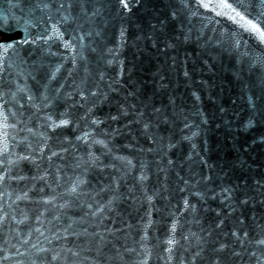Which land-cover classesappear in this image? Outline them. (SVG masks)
Returning <instances> with one entry per match:
<instances>
[{"label":"water","instance_id":"water-1","mask_svg":"<svg viewBox=\"0 0 264 264\" xmlns=\"http://www.w3.org/2000/svg\"><path fill=\"white\" fill-rule=\"evenodd\" d=\"M228 2L234 7L237 6L236 0ZM189 3L191 11L196 12L194 16L180 8L178 0H142L138 7L130 5L132 7L130 14L120 13L115 0L111 2L84 0V6L89 14L94 8L101 9V15L91 19L81 16L78 21L83 24L84 32L93 31L92 37H85L84 44H91L97 51L85 50L84 55L88 59L84 62L79 59L78 54L81 51L79 48L73 53L65 49L59 40L49 42L52 54L44 57V63L51 70L60 66L51 87L63 85L60 94L61 96L68 94L69 98L66 101L68 105L83 103L76 94L78 89L95 90L94 85L98 84L101 89L107 91L108 83L119 80L118 91L110 93L108 101L94 110L96 116L105 119L108 115H118L119 102L125 104V107L133 104L146 115L153 107L160 108L169 115L173 111L183 112L190 122L200 126V130L199 135L190 142L181 140L182 135L190 134L186 129L181 131L183 129L181 122L177 121L171 129L162 123L159 132L166 135L174 133L171 138L176 144L165 154L147 151L157 146L142 134L141 125L130 123L134 119L130 108L127 117H121L116 122L108 120L106 124H101L99 127L107 128L109 132L112 129L119 130L114 134L109 146L113 148L115 155L127 157L136 166L128 171V175L121 182L119 193L122 194V198L111 205V210L105 208L102 213L97 211V202L103 207L110 193L100 192L99 189L101 185L109 183L110 174H115L112 169L104 172L98 169L89 170L86 178L90 181V186L84 189L88 195L81 196L78 205L59 210L60 221L52 220L49 213L41 216L40 222L36 221L35 216L41 211V206L29 200L16 198L23 195L25 190L23 182H8L0 186V209L7 211L10 216L15 215L16 220L24 218L21 213L29 217L25 224L18 226L9 221L13 229L24 233L29 228H40L52 241L49 244L44 237L39 236V233L33 232L30 243L39 242L40 246L53 247L57 251L71 248L74 252H80L75 264H132L133 259L139 257L125 253L124 249L125 246L138 247L136 241L143 235L138 229L146 223L145 213L151 205V220L155 223L148 229L150 240L148 247L152 252L149 264H181V260L183 264H212L213 261H217L218 264H254L231 232L240 233L243 228L249 230L251 234V229L256 224L264 225V143L259 142V137L264 136V117L257 112L256 126L244 128L248 118L253 115L252 103H255L257 108L264 105V100L258 99V89H249L246 86L250 79L255 80V76L247 69L250 62L264 57V43H260L258 37L246 32L228 16H218L215 12L198 8L195 0H189ZM216 3H219V0H216ZM244 4L248 7L247 12L242 8L237 10L249 18L264 12L260 0H244ZM177 10L178 17L173 19L171 12ZM217 11L221 9L218 8ZM181 26L184 31L190 29L193 37L200 35V41L183 43ZM66 28V31L64 27L61 30L65 31L64 39L68 40L69 33L75 35L77 24L70 22ZM121 29L124 30L123 37L120 35ZM96 32L100 35H96ZM177 37L181 39L178 40ZM236 41H239V47L235 46ZM169 43L175 47H168ZM24 49L26 50L22 55L29 61L36 60L41 55L35 46L32 48L24 46ZM108 49H114L116 53V62L112 64H105L98 56L103 51L105 59H113L107 55ZM73 55L77 57L75 65L72 62ZM85 63L88 73L84 71ZM121 64L122 76L118 75L121 72ZM240 68L245 69L241 74L242 78L235 74ZM29 70L28 66L9 69L12 75L5 73V77L8 80H19L21 85L27 83L35 90V84L31 79L25 81L22 76L16 75L23 71L26 76ZM98 70L104 73L103 81L96 75ZM185 70L189 72L190 78L183 75ZM37 78L39 79V76ZM113 86L117 87L115 84ZM129 91L135 95L127 97ZM193 92L199 96V100L192 95ZM250 97L252 103L249 102ZM72 111L83 115L79 108ZM202 120L207 122L203 123ZM14 122L9 116L8 123ZM7 131L11 150V137L16 133L11 128ZM193 131L196 129L193 128ZM57 133L61 140L68 136L74 145V147L63 145L69 147L68 152L63 154V160L53 158L54 166L61 165L65 168L61 173L64 177L61 184L66 188L69 183L68 177L80 174V170L74 171L73 166L80 157L87 159L86 146L83 141H75L74 137L80 134V130L73 129L71 125L67 129H58ZM98 138L103 139L102 136ZM16 139L19 140L20 136H16ZM49 143L53 150H60V145L55 140ZM192 143L197 146L195 151L192 149ZM0 147H3L2 133ZM141 149L144 151H140ZM93 151L96 155L100 154L96 148ZM196 152H199V156ZM189 154L192 155V160L188 159ZM201 157L212 167L200 164ZM101 158L105 163L110 159ZM169 159L172 164H168ZM113 162L120 166L118 161ZM140 162L147 164L145 171L147 179L142 182L137 179L140 175ZM193 173H206L212 176L210 187L218 194L215 199L208 198L198 202L197 197L180 191L184 187L181 177L194 181L198 176H193ZM257 181L260 183L257 184ZM141 185L146 189V193L141 191ZM40 186L42 185L37 184V187ZM200 187L202 188L203 184ZM52 188L58 195L64 192V188H57L55 184ZM222 188L233 189L229 199H225ZM188 190L191 191V185ZM45 193L50 194V190L45 188ZM145 194L153 197L150 205L145 200ZM186 195L189 203L196 204L197 212L185 211L183 198ZM29 196L39 199L33 192H29ZM242 200H247L248 203L242 205L240 204ZM56 203L60 204L63 201L57 199ZM89 203L93 205L91 209L86 207ZM228 203L235 206V212H229L225 207ZM93 211L96 212L95 216L91 215ZM170 212H174L179 219L176 239L180 240L183 233L188 236V240H180L179 245L173 246V259L167 261L168 253L164 251L167 245L164 241L168 239V228L172 222ZM238 218L243 221L242 225L237 222ZM221 219L224 223L217 227ZM70 222L79 236L63 232V228ZM128 225L132 227L129 228ZM120 229L123 231H119ZM53 231L61 234L64 239L58 242L52 235ZM96 233L103 236V242H100ZM14 235L15 232L9 234L6 229H0V248H11L15 245L24 253L27 246L21 247L13 238ZM241 239L244 238L241 236ZM5 240L7 244L4 243ZM222 243L229 245V248L219 253L214 252L213 249H218ZM243 248L256 250L246 243ZM233 249L241 253V258L231 255ZM197 252L200 253L199 257H195ZM4 254L13 256L14 259L4 261L3 264L17 262L30 264L28 257L16 256L15 250ZM63 254L70 256L66 251ZM257 254L259 255V252ZM29 255L35 259V250L30 249ZM120 256H123V261ZM158 256L164 259H157ZM52 264H72V261L59 260L53 261Z\"/></svg>","mask_w":264,"mask_h":264},{"label":"snow or ice","instance_id":"snow-or-ice-1","mask_svg":"<svg viewBox=\"0 0 264 264\" xmlns=\"http://www.w3.org/2000/svg\"><path fill=\"white\" fill-rule=\"evenodd\" d=\"M111 2V0H109ZM116 5L120 13L130 14L132 12V6H139L142 0H115ZM180 8L189 12L190 15H196V12L191 11V5L189 0H178ZM198 8H203L215 12L218 16H228L230 20L234 23L240 25L244 28L246 32L252 33L255 37H258L260 43H264V12H260L259 15L252 16L249 18L248 15L243 14L238 11L237 8H242L245 12L248 11V7L244 4V0H236L237 6L234 7L232 3L228 0H195ZM260 5L264 6V0H260ZM103 7V5H101ZM9 8L18 11L19 15L15 11H10L8 14L0 11V121H2V128H0V133H2L3 147H0V186L6 185L8 182H23L24 191L23 195L17 196V200H29L35 204L41 206V211L35 216L37 222H40L41 216L45 213L51 214L52 220L60 221L61 215L59 210L68 209L74 204L79 203V198L84 195H88L84 191L86 187L90 186V181L86 178L88 171L91 169H98L104 172L107 169L114 170L115 174H110L109 183L107 185H101L100 192H109V199L106 201L103 207L97 202V211L104 212L105 208L111 210V205L122 198V194L119 193V188L121 182L128 175V171L134 167L132 161L127 157L117 156L113 152V148L109 145L112 143L114 134L119 132L118 129H112L111 132L107 128H100L101 124H106L108 120L116 122L119 121L121 117H127L129 115V108L132 109V115L134 119L130 123H135L141 125L142 134L145 135L149 140H151L156 148L147 149L148 152L159 151L165 153L176 146L172 142L171 134H162L159 132L160 125L163 123L168 125L171 129L172 126L177 122L183 124V130H187L188 135H182L181 140L192 141L194 137L199 135L200 126L198 124H193L187 118L183 112L173 111L171 115L167 112L162 111L160 108L153 107L152 111L146 115L143 110H137L136 106L129 104L125 107V104L118 103V115H108L105 119L95 115V109L108 101L109 95L112 92L118 91L119 80H113L111 83L106 85L107 91L101 89L98 84L94 85L93 88H81L78 89L77 95L80 96L83 103L68 105L66 103L69 98L68 94L65 93L61 96L60 89L63 85L59 87H51L53 81L57 78V73L60 71V66H57L54 70L49 69L44 63V57L52 54L50 53V41L59 40L63 43V47L73 53L79 48V59L81 61L87 62V56L84 55V51L96 52V48H92L91 44L85 45V37H92L93 31H83V24L78 23L81 16L96 17L101 15L100 8H94L89 14L88 10L84 6V0H9ZM221 11H217V9ZM78 9V11H75ZM223 9L229 10L228 12L223 11ZM75 11V14H74ZM179 10L171 12L173 19L178 17ZM243 21V23H241ZM76 23L77 28L74 30L75 35L69 33V39L65 40L66 26L69 23ZM62 27L65 31H62ZM19 29V31H17ZM182 31V41L183 43H190L193 40L199 42L201 39L200 35L195 37L192 36L191 30L184 31L181 26ZM96 35H100L96 32ZM121 37L124 36V30L121 29ZM177 39H181L177 37ZM24 46H35L40 50L41 55L36 60L29 61L26 59L22 52L25 51ZM168 47H175V45L169 43ZM235 46L239 47V41L235 42ZM31 55V52L29 53ZM107 55L113 57V59L108 60L104 58V53L101 51L98 56L105 64H112L116 62V53L114 49H108ZM76 55H73L72 62L75 65ZM28 66L30 69L27 75H24L23 71L16 73L17 76H22L25 81L31 79L35 84V90L31 85L25 83L21 85L19 80H8L5 77V73L11 76L12 73L9 69L23 68ZM49 69V70H46ZM85 73H88L87 64L84 67ZM245 71L244 68L237 69L235 74L242 78L241 74ZM247 71L255 76V80H249L246 86L249 89H258L259 97L258 99L264 100V57L257 58L255 61L250 62ZM97 77L100 81L104 80V73L102 71H97ZM123 75L122 64L121 72L118 74ZM183 75L186 78L189 77V72L184 71ZM39 76V79L37 78ZM43 81V82H42ZM87 82V78L85 83ZM113 84L117 85L114 87ZM15 88V90H13ZM135 93L129 91L127 97L134 96ZM193 96L199 100V96L193 92ZM125 97V100L127 99ZM249 102L252 103L251 97ZM13 108L15 110H13ZM79 108L83 111V115H78L72 109ZM253 115H251L246 123L244 124L245 129H250L256 126L255 115L258 112L262 117H264V105L257 108L255 103H252ZM9 116L15 121L12 124L8 123ZM206 123V120H202ZM73 126V129H79L80 134L75 135V141H83L86 146L85 156L80 157L77 163L73 166V170H80L79 175H74L68 177V185L65 188L61 184V180L64 179L61 173L64 172L65 168L61 165H53V158H59L63 160V154L67 153L69 147H74L72 140L68 136H64L63 140L60 139V135L57 130L67 129L68 126ZM127 127V125H126ZM11 128L16 133L15 136L11 137L12 148H9V134L8 129ZM193 128L196 131H193ZM154 129L155 131H150ZM51 133V135L49 134ZM16 136H20L17 140ZM103 137L100 139L98 137ZM55 140L60 145V150L55 151L49 143ZM255 142V141H254ZM259 142L264 143V136L259 137ZM67 144L69 147H64ZM192 149L196 150V144L192 143ZM96 148L99 151V155L93 149ZM19 149V151H16ZM140 151H144L141 149ZM199 156V152H196ZM104 158H110L108 163L104 162ZM189 160L193 157L191 154L188 156ZM83 163H80V161ZM113 161H118L120 166L118 167ZM199 163L211 168L212 166L207 164L202 157ZM168 164H172L169 159ZM46 165V166H45ZM147 169V164L140 162V175L137 178L138 181L142 182L147 179L145 171ZM27 170V172H25ZM32 173V174H28ZM193 176H198L194 181L184 180V187L180 189L181 192H187L188 195L195 196L198 202H203L208 198L215 199V190L210 187L212 182V176L206 173H193ZM260 182L257 181V184ZM37 184L42 186L37 187ZM55 184L57 188H64V192L57 194L52 185ZM203 184L201 188L200 185ZM189 185H191V191H189ZM45 188L50 190V194L45 193ZM223 193H225V199H229L233 192L231 188H222ZM141 191L146 193V189L141 185ZM29 192H33L34 196H38L39 199H33L29 196ZM155 195V193H154ZM57 199L63 201V203L57 204ZM153 199L152 196L145 194V200L150 202ZM247 200L240 201V204H247ZM51 205V207H49ZM183 205L185 211H190L191 213L197 212V206L195 203H189L187 195L183 198ZM87 208L91 209L93 205L91 203L86 205ZM225 207L229 212H235L236 208L232 203H228ZM0 229H6L9 234L15 232L13 236L14 239L21 245L25 247V252L21 253L15 245L11 248H0V264L4 261L14 259L13 256L4 254L15 250L16 256H26L30 260V264H52L53 261L65 260L75 261L79 259L80 252H74L71 248L61 249L57 251L53 247H42L37 243H30L32 239L33 232L39 233V236L44 237V240L51 244V239L45 235L40 228L31 229L29 228L26 232L20 233L18 229H13L12 224L9 221L14 222L17 226L25 224V221L29 219L27 214L21 213L24 216L21 220H16L15 215H11L7 211L0 209ZM66 215V213H65ZM91 215L95 216L96 212L93 211ZM169 215L172 217V222L168 228V239L164 241L167 247L164 251L168 253L167 261L173 259L172 253L174 251L173 246L179 245L180 240H188V236L181 233L180 240L176 239V231L179 226V219L176 217L174 212H170ZM219 215V213H218ZM146 223H144L138 232H142L139 240L136 241L138 247H127L125 246V253L139 257V259H133L132 264H149V260L152 258L151 249L148 247L150 243L148 237V229L155 223L151 220V205L149 210L145 213ZM143 219V218H142ZM71 221V218H69ZM241 225L242 220H237ZM51 223V221H49ZM224 220H220L217 227L222 225ZM131 228V225H128ZM257 229L259 231H257ZM106 231H111L107 230ZM119 231H123L120 229ZM63 232H70L73 236H79L73 228L70 222L66 227L63 228ZM86 232V230H85ZM53 237L59 242L64 239V237L53 231ZM99 236L100 242H103V236L99 233L95 234ZM194 235V234H193ZM231 235L236 238L237 242L240 243L244 252L248 254L249 260L254 261V264H264V225L256 224L250 231L247 229H241L240 233L232 231ZM241 236L244 239H241ZM7 244V240L4 241ZM248 244L251 247L256 248L255 251L249 248H243L244 244ZM99 247V242L97 244ZM139 248V251H138ZM229 248L227 244H220L218 249H213L214 252H222ZM35 250V259L29 255V250ZM67 252L70 256H65L63 253ZM259 252V255L257 254ZM45 254V255H41ZM231 255L237 258H241V253L235 251L231 252ZM200 253L197 252L195 257H199ZM193 257V259H195ZM121 261H123V256H120ZM157 259H164L158 256ZM20 264V262H17ZM181 264L183 261L181 260ZM212 264H218L217 261H213Z\"/></svg>","mask_w":264,"mask_h":264}]
</instances>
